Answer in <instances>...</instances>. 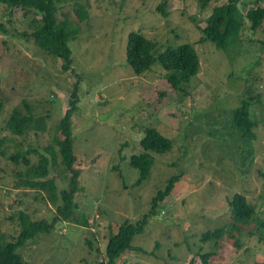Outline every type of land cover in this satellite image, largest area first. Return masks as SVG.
Wrapping results in <instances>:
<instances>
[{
  "label": "rangeland",
  "instance_id": "1",
  "mask_svg": "<svg viewBox=\"0 0 264 264\" xmlns=\"http://www.w3.org/2000/svg\"><path fill=\"white\" fill-rule=\"evenodd\" d=\"M229 1H56L58 17L69 14L80 26L69 42V71L36 44V13L25 15L0 4V232L8 241L20 232L18 213L27 212L36 221H51L56 215L49 194L24 177L23 158L39 164L48 154L46 148L60 136L59 121L79 84L72 128L81 191L74 217L17 250L29 264L106 262L110 234L122 223H137L147 215L145 231L115 264H205L202 254L207 252L213 253L207 264L264 261V21L253 30L246 18L249 9L264 8V0L241 2L245 25L232 55L212 41H200L214 8ZM78 3L88 7L90 17L84 22L73 13ZM163 4L167 15L159 10ZM132 31L157 41L162 50L183 43L195 46L201 69L185 92L169 83L160 63L149 72L135 73L126 56ZM245 98L253 101L250 113L257 122L251 145L233 127L234 110ZM23 100L37 116H48L47 131L19 136L7 128L14 108L27 112ZM148 127L172 138L174 148L164 155L151 153V175L137 186L141 171L131 165V158L145 152L141 141ZM12 156L21 158L16 162ZM60 160L57 155L50 168L58 192L68 188L71 176ZM178 175L173 194L155 209L154 199ZM237 194L255 208L254 222L235 221L231 201ZM83 218L88 226L77 224ZM222 227L229 230L219 244L202 242L205 231Z\"/></svg>",
  "mask_w": 264,
  "mask_h": 264
},
{
  "label": "trees",
  "instance_id": "2",
  "mask_svg": "<svg viewBox=\"0 0 264 264\" xmlns=\"http://www.w3.org/2000/svg\"><path fill=\"white\" fill-rule=\"evenodd\" d=\"M59 0H0V4L13 9H21L25 15L36 13L38 22L36 30L33 32L35 42L41 49L54 55L64 62V71L71 69L72 50L69 42L75 39L80 31V26L73 22L69 14H64L60 19L58 17L59 7L56 5ZM167 1V0H165ZM243 0H230L227 4L214 8L212 14L206 20V26L203 27V36L200 41H212L217 49L223 50L232 55V49L241 41L240 37L245 25V15L240 9ZM159 10L166 14L165 4L159 7ZM74 16L79 22L86 21L89 16L88 7L80 3L73 9ZM246 18L251 21L253 30L259 29L264 21V8L257 6L251 8L246 13ZM127 63L131 65L135 73L144 74L153 69L160 63L166 71V78L169 83L177 90L186 91V84L190 82L192 77L196 76L200 69V57L191 43H183L178 48L169 46L162 50L157 41L150 39L140 31H132L128 35L127 40ZM79 84L75 88L69 98V108L59 121L58 131L59 137H55L54 143L46 148V152L50 155H42L39 164H32L30 159L23 158L24 164L27 166L25 176L27 180L34 182L40 186V189L49 194V200L52 205L57 207L56 215L51 221H36L27 212L18 213V222L20 224V232L14 241H8L0 232V264H29L22 255L17 251L24 244L36 238L41 232H51L52 228L60 221H70L74 217V209L76 204V196L81 191L79 184L80 171L75 168L77 157L74 153L73 139V116L78 110L79 100ZM251 93L250 91H247ZM253 101L244 99L243 104L234 110L233 127L239 129L246 145H251L256 137L254 128L257 122L251 117L250 104ZM27 112L16 107L13 109L7 120V128L15 135H24L29 131H47L48 116H37L33 106L23 100ZM4 108V101L0 98V116ZM145 152L140 155H134L131 158V165L141 171V176L137 186H141L149 179L155 157L151 153L160 155L170 153L174 148L172 138L165 136L158 128L148 127L145 137L141 141ZM58 148V150H56ZM252 151L248 154L251 155ZM57 155L60 156V163L64 167V172L71 174L68 181V188L58 192L57 182L50 178V168L57 163ZM20 156H12L11 159L18 162ZM67 174V175H68ZM68 177V176H67ZM181 180V175L174 176L164 191H160L154 199V208L169 198L177 184ZM61 200L62 204H59ZM235 221L240 224H248L256 220V210L248 202L243 194H237L231 201ZM150 215L145 216L137 223L128 221L118 226V229L111 233L106 248L107 261H100L99 264H115V260L127 249L132 248V242L136 236L143 233L149 224ZM78 225L88 226L86 219H79ZM264 227V223L262 224ZM234 229L238 227L233 226ZM228 227L207 230L202 234V242H214L219 244L224 234L228 233ZM233 235V234H232ZM212 252L202 254L203 262L208 263L212 257ZM257 264H264V261Z\"/></svg>",
  "mask_w": 264,
  "mask_h": 264
}]
</instances>
